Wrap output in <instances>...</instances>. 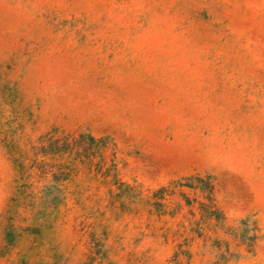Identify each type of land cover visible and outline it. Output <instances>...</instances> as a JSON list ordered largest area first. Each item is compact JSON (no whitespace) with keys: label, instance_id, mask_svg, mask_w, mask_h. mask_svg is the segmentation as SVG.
I'll use <instances>...</instances> for the list:
<instances>
[{"label":"rangeland","instance_id":"1","mask_svg":"<svg viewBox=\"0 0 264 264\" xmlns=\"http://www.w3.org/2000/svg\"><path fill=\"white\" fill-rule=\"evenodd\" d=\"M0 264H264V0H0Z\"/></svg>","mask_w":264,"mask_h":264}]
</instances>
